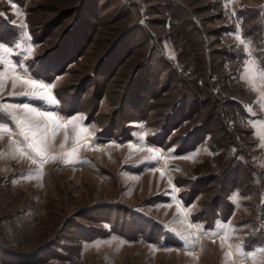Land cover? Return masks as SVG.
<instances>
[{"label":"rangeland","instance_id":"rangeland-1","mask_svg":"<svg viewBox=\"0 0 264 264\" xmlns=\"http://www.w3.org/2000/svg\"><path fill=\"white\" fill-rule=\"evenodd\" d=\"M46 1L0 0V264H264V66L235 15L264 0H218L205 15L216 16L208 26H234L230 38L245 60L229 64L240 67L238 81L250 92L256 141L247 151L253 177L245 167L222 192L217 179L191 184L212 174L216 155L207 137L178 152L172 137L187 121L165 131L155 116L165 102L155 97L159 89L138 95L143 103L133 109L120 104L122 80L77 85L98 56L92 44L81 56L73 45L59 58L43 56L71 20L41 32ZM121 1L132 7L127 25L153 4ZM206 1L215 0L192 2ZM162 38V53L175 63L179 37L173 30ZM40 248L47 253L28 262Z\"/></svg>","mask_w":264,"mask_h":264},{"label":"trees","instance_id":"trees-1","mask_svg":"<svg viewBox=\"0 0 264 264\" xmlns=\"http://www.w3.org/2000/svg\"><path fill=\"white\" fill-rule=\"evenodd\" d=\"M192 1L187 0L184 5L181 0H152L153 4H146L143 20L127 25L132 7L121 0H47L43 11L50 16L43 22L41 32L71 20L52 49L43 56L52 53L54 58H59L70 45L75 46L76 55L81 56L87 44H92V50H99L98 56L82 67L77 85L83 87L99 77L109 82L122 80L120 104L133 109L143 103L138 95L151 86L154 91L159 89L155 97H162L165 102L163 112L160 116L156 112L155 116L165 131L174 130L187 121L183 134L172 137L178 152L191 151L202 137H207V147L216 155L212 174L198 176L191 184L207 186L217 179L222 192L227 180L235 179V173L244 171L243 168L246 167L247 178L254 174L252 165L247 167L248 148L256 143L249 127L252 118L247 112L252 102L250 92L237 78L245 57L240 46L230 38L235 32L232 24L208 26L214 24L211 21L216 20V16L207 18L205 15L219 1H206L197 7ZM106 9L110 21L100 28L96 21ZM235 15L244 22L242 39L252 45L253 56L263 67L264 4L238 9ZM154 27L156 30L152 29ZM173 30L180 39L175 63L169 61L161 49L164 33ZM238 62L240 67L229 64ZM157 105L154 102L149 106L156 108ZM234 187L237 186L234 184L231 189ZM47 250L40 248L28 255V262H37L39 255Z\"/></svg>","mask_w":264,"mask_h":264},{"label":"snow or ice","instance_id":"snow-or-ice-1","mask_svg":"<svg viewBox=\"0 0 264 264\" xmlns=\"http://www.w3.org/2000/svg\"><path fill=\"white\" fill-rule=\"evenodd\" d=\"M35 86V85H34Z\"/></svg>","mask_w":264,"mask_h":264}]
</instances>
